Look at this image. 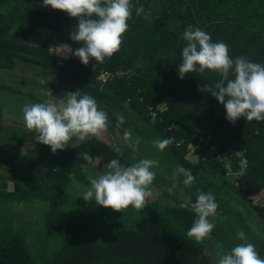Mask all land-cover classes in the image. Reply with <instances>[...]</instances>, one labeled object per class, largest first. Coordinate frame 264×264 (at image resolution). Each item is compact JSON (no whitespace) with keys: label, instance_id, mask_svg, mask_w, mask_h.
<instances>
[{"label":"trees","instance_id":"16d2710c","mask_svg":"<svg viewBox=\"0 0 264 264\" xmlns=\"http://www.w3.org/2000/svg\"><path fill=\"white\" fill-rule=\"evenodd\" d=\"M130 2L131 17L120 50L102 64L90 60L84 65L71 53L48 51L49 47L57 52L68 50L60 45L73 50L84 46L82 41L70 39L78 18L44 7L43 0H0V71L26 72V68L33 67L47 72L54 82L50 98L55 103L66 101L68 93L75 91L94 98L98 109L108 115L107 132L112 139L116 132L130 129L131 143L135 144L137 138L147 142L145 155L153 159L163 155L161 166L171 171L169 176L178 180L192 203L200 192L214 195L218 207L216 216L209 217L215 223L212 238L196 243L187 236L197 217L190 207H179V198H170L172 201L163 206L155 202L128 227L100 234L98 239L92 237L82 221L77 223L64 211L70 200L68 191L81 189V184L88 187L84 168L88 170L95 162L99 170L108 172L111 160L117 159L127 167L137 163L140 154L114 140L111 146L101 138L90 137L70 147L38 175L0 178L3 205L29 207L34 201L48 205L37 240L36 235L19 230H6L0 235V264H215L209 253H217L220 258L218 242L225 252L246 243L237 239V232L242 231L239 221L244 220L230 211L222 198L223 191L241 198L264 225V121L241 117L233 124L225 118L224 106L204 92L205 85L214 87L220 79L218 73L205 70L180 78L178 72L182 49L187 44L183 32L189 26L204 30L213 43H225L233 60L243 56L264 65V0ZM140 5L144 13L138 16L136 8ZM38 33L45 35L35 43ZM2 90L12 91L0 86V97ZM13 94L25 95L15 90ZM118 114L125 118L119 128ZM3 117L0 104V145L22 142L2 129ZM165 138L174 140L163 151L150 142ZM75 140L73 137L68 145ZM136 146L141 152L140 144ZM115 147L123 155L117 154ZM242 150L248 160L243 170L240 157L234 155ZM83 153L92 157V163L83 159ZM224 157L232 162L231 174L223 167ZM178 165L194 176L190 186L182 185V174L174 176L172 169ZM40 239L45 242L44 248L36 245ZM49 240L56 243L50 254L46 246Z\"/></svg>","mask_w":264,"mask_h":264},{"label":"clouds","instance_id":"9594fccd","mask_svg":"<svg viewBox=\"0 0 264 264\" xmlns=\"http://www.w3.org/2000/svg\"><path fill=\"white\" fill-rule=\"evenodd\" d=\"M44 7L67 12L70 17L78 18L75 31L70 33V39L83 42L84 46L73 50L67 45V51L57 52L49 47L50 54H68L78 57L80 62L88 65L90 60L104 63L120 50L122 36L128 29L127 21L131 17L132 5L130 0H43ZM144 13L143 5L136 8L139 16ZM98 19H90V17ZM148 19V16H144ZM183 39L187 41L182 49V64L179 66V77L184 78L187 73L205 70L216 72L220 79L214 87L205 85L204 92L210 93L226 110V119L235 123L241 117L247 121H264V65L249 61L241 56L234 60L229 56L228 46L223 42H211V36L202 29L187 27L183 32ZM231 70V71H230ZM233 77V78H230ZM26 129L30 133L38 134V143L50 146L53 154L63 150L68 142L75 137L84 141L89 137L100 138L108 128V115L98 109L97 102L89 95H80L79 91L68 93L67 99L59 103H26L22 109ZM125 118L118 114L116 126L124 124ZM123 140H132L131 130H125ZM174 138L155 141L159 150L163 151L173 143ZM139 138L135 144H139ZM114 151L123 155L119 147ZM83 159L92 163V157L83 153ZM234 155L240 157L241 169L248 165L244 151ZM220 158V157H218ZM223 167L227 174L232 172L231 160L224 157ZM159 161L142 159L130 166H123L119 160L113 159L107 165L110 171L97 177H88L89 185L83 194L86 202H92L116 212H123L129 206L138 212L143 211L147 198L152 196L150 185L155 173L151 171L158 166ZM87 171V168H84ZM174 176L182 174L183 184L190 186L194 181L191 171L182 166L174 169ZM175 187V185L173 186ZM172 188L169 192H172ZM180 208H191L197 219L187 231V236L201 243L211 239V232L215 227L209 217L216 216L217 203L211 192H200L192 203L190 198L183 200ZM237 239L246 240L243 231L237 232ZM219 253L218 264H264V259L256 251L254 244L242 243L225 252L224 245L217 243Z\"/></svg>","mask_w":264,"mask_h":264},{"label":"rangeland","instance_id":"374dc122","mask_svg":"<svg viewBox=\"0 0 264 264\" xmlns=\"http://www.w3.org/2000/svg\"><path fill=\"white\" fill-rule=\"evenodd\" d=\"M44 35V33H38L37 37L34 36L33 42L39 43L40 40L44 38ZM52 84H54V82L50 74L47 72L42 73L38 68H26V72L20 69L5 72L0 71V86H6L12 89V91H1L0 104L4 111L3 125L1 127L3 130L9 132L12 138L22 140V142L19 143L0 145V178L22 179L32 175H38L50 167L55 159L65 153L70 147L77 142H81L76 139L68 146H65L63 150L58 149L55 154L52 153L51 149H48L49 153L45 155V150L50 146L38 143L35 139V136L38 134L30 133L26 129L22 112L24 105L26 103L41 102L55 103V101L50 98V86ZM14 90L20 91L25 95L13 94ZM32 98H37L39 101ZM24 132H26V134H22ZM18 134L19 136H17ZM21 134L22 136H20ZM100 138L111 146H114L115 142L118 145L131 148L135 153L140 154V158L137 159L138 161L142 159L159 161L158 166L151 169V171L155 173V178L150 185L152 196L147 198V203L143 211L150 208L155 202L163 206L167 202L172 201L170 198H179L181 201L188 198V192L185 193L184 190L178 186L180 185L177 183L178 180L169 176L171 171L161 166L163 163L162 161H164L163 155L156 156L154 159L150 155H145L148 154L149 149L147 142L141 143L140 141V152L139 147L136 146L137 144L124 142L123 133L116 132L114 140L106 131ZM150 142L157 148L155 142ZM97 164L98 163L95 162L93 166L87 170L88 177H97L105 173L99 170ZM174 169L175 168H173L172 171ZM183 180L182 185H184ZM81 185H79L81 189L74 187L68 191L70 200L68 205L64 208V211L77 223L82 221L81 225L85 226L91 232L92 237L97 236L98 239L100 238V234H107L109 231L116 228L128 227L143 213V211L138 212L131 206L124 209L123 212H116L111 208H105L95 204L94 197L92 202H86L83 199V194L87 187L85 188V185ZM174 185L175 187H173ZM184 187L186 186L184 185ZM170 188L173 189L172 192H169ZM221 195L222 198L228 202L230 211L233 214L235 212H237V214L239 213V216L244 220H240L239 224L242 227V231L245 233L246 243L254 244L261 259H264V225L257 221L251 208L237 195L230 191H223ZM3 204V202H0V213H2L0 217V235L6 230H19L23 233L30 232L32 235H36L37 240L39 230H41L42 227V220L44 222V211L47 210L46 208L48 205L41 204L40 201H34L29 207L23 204ZM99 224L100 226L97 228ZM36 245L44 248L45 242L40 239L37 241ZM46 246L48 249L47 253L50 254L56 246V243L54 240H49ZM209 256L215 261V264H218L219 257L217 253H209Z\"/></svg>","mask_w":264,"mask_h":264}]
</instances>
